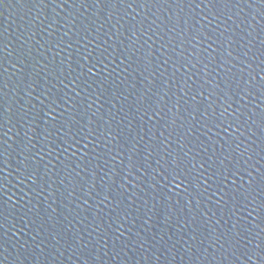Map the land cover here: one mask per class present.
Returning <instances> with one entry per match:
<instances>
[{"label": "water", "instance_id": "water-1", "mask_svg": "<svg viewBox=\"0 0 264 264\" xmlns=\"http://www.w3.org/2000/svg\"><path fill=\"white\" fill-rule=\"evenodd\" d=\"M0 264H264V0H0Z\"/></svg>", "mask_w": 264, "mask_h": 264}]
</instances>
